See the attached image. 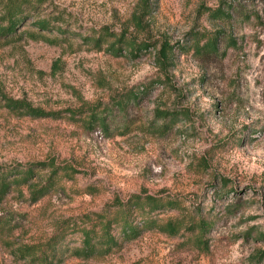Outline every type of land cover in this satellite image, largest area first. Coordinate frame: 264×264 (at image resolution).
<instances>
[{"label":"rangeland","instance_id":"374dc122","mask_svg":"<svg viewBox=\"0 0 264 264\" xmlns=\"http://www.w3.org/2000/svg\"><path fill=\"white\" fill-rule=\"evenodd\" d=\"M17 2L20 21L0 36V171L37 176L0 196V264H35L22 251L40 254L61 231L56 264H264V0ZM106 30L101 48L89 43ZM122 35L150 47L114 56ZM211 38L217 51L200 52ZM135 196L175 205L136 217L157 226L130 240L114 221L117 248L77 257L83 229ZM167 221L182 224L177 236Z\"/></svg>","mask_w":264,"mask_h":264},{"label":"trees","instance_id":"16d2710c","mask_svg":"<svg viewBox=\"0 0 264 264\" xmlns=\"http://www.w3.org/2000/svg\"><path fill=\"white\" fill-rule=\"evenodd\" d=\"M22 4L18 3L17 0H11L7 4L6 8V20L8 21L6 26H3L2 23H0V36H8L11 33L15 31V27L17 26L18 22L20 21L19 17L23 13L22 12ZM223 12H220V14ZM37 27L40 30H47L51 29V23L46 20H41L37 22ZM112 36V33L109 30H106L103 34H99L94 38V41H90L89 43H94V46L101 48L102 43L105 41L104 38L107 39V37ZM126 37L121 36L117 38L113 43H110L108 45V50L114 55L119 56L122 53V49L126 48L129 50L131 54L134 56L139 55L143 50L146 51L147 48L150 47L149 42H140L137 43L136 41H125ZM217 43L218 38H211L207 40L205 46L200 49V52L207 51V52H215L217 51ZM171 45L170 44H163L162 48L158 52V58L160 60L161 64H165V62L169 61V53L171 52ZM137 99V98H136ZM5 106L9 110L13 112H20L24 113L26 115L32 116V117H49L53 116L52 114H48L46 112H43L42 110L38 108H34L31 105L27 104L26 102L22 100H14L9 98H4ZM58 114H54V116H57ZM74 114H71V117ZM91 122H98L104 124L103 120L100 119L95 114H92L90 118ZM101 124V125H102ZM14 172L15 174L11 177L10 172ZM9 173H4L0 171V196H3L7 190L11 186H20V185H28L32 178L36 177V171L35 169L30 166L28 168H16L14 170H9ZM57 172H54V175H56ZM13 180H9V179ZM52 179L46 180V184L35 188L33 190V201H36L44 194V191L49 189L51 186ZM53 184V183H52ZM131 207H127L123 210V213L121 214L120 218L108 219V217H100L98 218L100 223L97 225H93L88 228H84L82 231V245L80 248L75 250V255L77 257H84L89 258L95 255H101V254H108L111 253L115 248H117L120 244L117 240V237L112 234L114 221H117L120 224V228L122 231V236L126 240L133 239L137 237V235L141 232V227H150L157 226L156 220L151 219H145L142 218V222L140 223L141 226L135 224V219L139 215L145 216L147 213H152L158 209H163L165 207H173L175 203L173 201H167L163 203L161 200H157L156 198L152 196H145V197H139L135 196L132 198V200L129 202ZM136 214V216H135ZM161 227V230L170 235V236H177L180 231L182 230V224L177 221H167L165 222ZM208 225L203 226L200 225L199 228L202 230V235H204L205 231L207 230ZM99 229V230H97ZM64 234V231L57 234L56 238L44 249L40 251V254H35L34 249H26L23 250L22 253L24 254L23 257L30 256L34 257V263L35 264H56L55 262L58 257V242L59 237ZM202 236L198 237V241H200V238ZM64 239V238H62ZM50 253V254H49Z\"/></svg>","mask_w":264,"mask_h":264}]
</instances>
